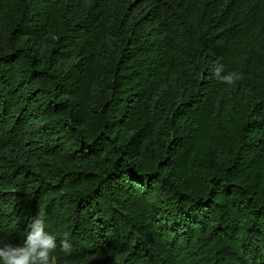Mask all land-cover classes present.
I'll return each instance as SVG.
<instances>
[{"label": "trees", "instance_id": "obj_1", "mask_svg": "<svg viewBox=\"0 0 264 264\" xmlns=\"http://www.w3.org/2000/svg\"><path fill=\"white\" fill-rule=\"evenodd\" d=\"M41 211L57 264H264V0H0V245Z\"/></svg>", "mask_w": 264, "mask_h": 264}, {"label": "clouds", "instance_id": "obj_2", "mask_svg": "<svg viewBox=\"0 0 264 264\" xmlns=\"http://www.w3.org/2000/svg\"><path fill=\"white\" fill-rule=\"evenodd\" d=\"M223 67L222 64L215 66V75L218 80L229 85L242 80V74L235 71L221 75ZM57 248V238L46 230L45 214L41 211L31 221L22 244L0 245V264H57L55 255ZM59 248L64 253L72 251V244L67 234L60 241Z\"/></svg>", "mask_w": 264, "mask_h": 264}]
</instances>
